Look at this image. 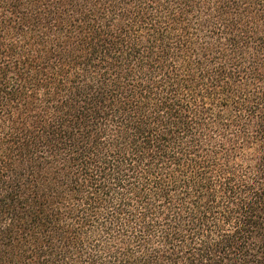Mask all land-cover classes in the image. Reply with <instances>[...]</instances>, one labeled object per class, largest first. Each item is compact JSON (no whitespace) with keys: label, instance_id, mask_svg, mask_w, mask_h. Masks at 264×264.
I'll use <instances>...</instances> for the list:
<instances>
[{"label":"trees","instance_id":"obj_1","mask_svg":"<svg viewBox=\"0 0 264 264\" xmlns=\"http://www.w3.org/2000/svg\"><path fill=\"white\" fill-rule=\"evenodd\" d=\"M0 264H264V0H0Z\"/></svg>","mask_w":264,"mask_h":264}]
</instances>
